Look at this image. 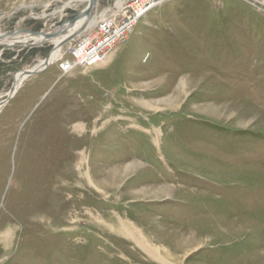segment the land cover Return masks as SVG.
Instances as JSON below:
<instances>
[{
  "label": "rangeland",
  "instance_id": "obj_1",
  "mask_svg": "<svg viewBox=\"0 0 264 264\" xmlns=\"http://www.w3.org/2000/svg\"><path fill=\"white\" fill-rule=\"evenodd\" d=\"M68 1L0 0V32ZM53 45L1 51L0 98ZM65 57L0 111V264H264L262 0H162L102 63Z\"/></svg>",
  "mask_w": 264,
  "mask_h": 264
},
{
  "label": "built area",
  "instance_id": "obj_2",
  "mask_svg": "<svg viewBox=\"0 0 264 264\" xmlns=\"http://www.w3.org/2000/svg\"><path fill=\"white\" fill-rule=\"evenodd\" d=\"M158 0H126L122 5L98 20L92 30L74 39L68 57L62 58L59 68L68 72L78 67L101 63L113 47L123 41L139 20L159 6Z\"/></svg>",
  "mask_w": 264,
  "mask_h": 264
},
{
  "label": "bare ground",
  "instance_id": "obj_3",
  "mask_svg": "<svg viewBox=\"0 0 264 264\" xmlns=\"http://www.w3.org/2000/svg\"><path fill=\"white\" fill-rule=\"evenodd\" d=\"M77 1L85 2V8L88 5V0H70L65 5H68L71 2H77ZM114 3H115V5L120 6L123 4V0H115ZM158 3H159L158 5H160L162 3V0H158ZM262 3L264 4V1H262ZM85 8H83V9H85ZM59 11H60V9H59ZM94 11H95V9L93 10V14L91 15V17L88 20H85L84 18L77 20L73 24L70 32H72L73 30L80 27L84 22L85 23L83 24V28L77 36L80 37V36L86 34L88 31L92 30V28L96 25L98 20L101 19L106 14V12H103L102 17L99 16V18H98L94 14ZM65 27H66V25H65ZM44 30H46V29H44ZM46 31L52 32L51 29H48ZM67 34H69V32L65 33L62 36L52 37L48 40V39L43 38V36L40 34H30L28 32H13L11 34L5 35L4 32H0V44L3 45V46H1L2 49H0V53H1V51H3L6 48H9L10 46L11 47L12 46L25 47V46H28L30 43H36V46L41 45L42 43H46V42H49V43L53 42L54 43V45L52 46V50H51L48 57L46 56L44 58H39L37 60V62L35 64H33L32 66L26 67V68L22 69L21 71L18 70L19 72L17 71L18 73L17 72L15 73V75L16 74L17 75L16 76L14 75L15 78L13 77L14 81H13L10 89L0 98V111L5 106V104H7L9 102V100H12V98L15 97V95L18 91V88L20 89V87L22 86L25 79H27L29 76H32L34 74H38L40 72H43V70H45L53 62V60L55 58H57L58 56L61 55V49L63 46L66 47L67 57H68V50L71 48V46L73 44L72 41L75 38L70 39L69 41L64 43L62 46H58V43H60L67 36ZM4 46L6 48H4ZM107 56H106V58H107ZM45 65H46V67H44ZM176 91L178 92L179 90L177 89ZM6 99H7V101H5ZM134 240L143 250L148 252L150 255L155 256L156 251H154L153 249H150V248H146L144 242L141 239L134 238Z\"/></svg>",
  "mask_w": 264,
  "mask_h": 264
},
{
  "label": "water",
  "instance_id": "obj_4",
  "mask_svg": "<svg viewBox=\"0 0 264 264\" xmlns=\"http://www.w3.org/2000/svg\"><path fill=\"white\" fill-rule=\"evenodd\" d=\"M97 1L98 0H88V5L85 9H83L78 15H76L72 18H69V19L63 21L62 23H60L55 29L54 28L51 29L52 32H47L44 29L39 30V31H33V30H28V29L22 28V27H16L12 31L4 32V34L8 35V34H11L13 32H28L30 34H40L43 36V38L49 40L52 37L62 36L65 33L69 32V34H67V36L60 43H58V46H62L64 43H66L70 39H74L80 33V31L83 28V24L85 22L80 27H78L77 29L70 32L73 24L77 20H80L82 18H84L85 20H88L91 17V15L93 14V10L96 7ZM262 1H264V0H262ZM65 25H66V27H65ZM33 46H36V43H30L28 46H25V47H33ZM4 48H6V47L4 46ZM0 49H2V47ZM51 50H52V48H51ZM51 50H50V52H51ZM50 52L47 54V57L49 56ZM44 67H46V65ZM5 101H7V99Z\"/></svg>",
  "mask_w": 264,
  "mask_h": 264
},
{
  "label": "crops",
  "instance_id": "obj_5",
  "mask_svg": "<svg viewBox=\"0 0 264 264\" xmlns=\"http://www.w3.org/2000/svg\"><path fill=\"white\" fill-rule=\"evenodd\" d=\"M115 52V51H114ZM111 54H113V52L111 53ZM113 56V55H112ZM110 62H112V60L110 61ZM188 153V152H187ZM168 167V166H167ZM168 169H171V167H168ZM186 170V169H185ZM169 171V170H168ZM154 174H155V171H152ZM158 173V172H157ZM151 197H153L152 195H151Z\"/></svg>",
  "mask_w": 264,
  "mask_h": 264
}]
</instances>
